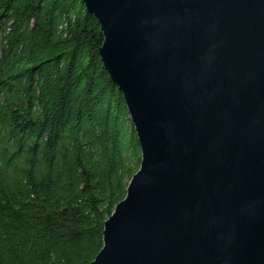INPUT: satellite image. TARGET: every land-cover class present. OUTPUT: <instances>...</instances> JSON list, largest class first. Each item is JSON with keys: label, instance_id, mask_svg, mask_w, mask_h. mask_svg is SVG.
Masks as SVG:
<instances>
[{"label": "water", "instance_id": "95a60500", "mask_svg": "<svg viewBox=\"0 0 264 264\" xmlns=\"http://www.w3.org/2000/svg\"><path fill=\"white\" fill-rule=\"evenodd\" d=\"M141 146L91 264H264V0H84Z\"/></svg>", "mask_w": 264, "mask_h": 264}, {"label": "trees", "instance_id": "16d2710c", "mask_svg": "<svg viewBox=\"0 0 264 264\" xmlns=\"http://www.w3.org/2000/svg\"><path fill=\"white\" fill-rule=\"evenodd\" d=\"M84 0H0V264H91L141 164Z\"/></svg>", "mask_w": 264, "mask_h": 264}]
</instances>
